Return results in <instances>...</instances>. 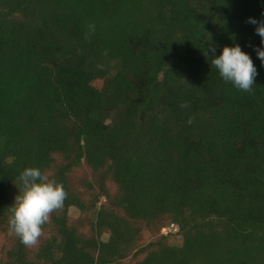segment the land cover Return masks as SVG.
<instances>
[{
    "label": "trees",
    "instance_id": "obj_1",
    "mask_svg": "<svg viewBox=\"0 0 264 264\" xmlns=\"http://www.w3.org/2000/svg\"><path fill=\"white\" fill-rule=\"evenodd\" d=\"M262 13L0 0V264H264V66L247 23ZM233 43L257 68L251 92L202 54ZM26 168L67 194L32 246L9 227Z\"/></svg>",
    "mask_w": 264,
    "mask_h": 264
},
{
    "label": "clouds",
    "instance_id": "obj_2",
    "mask_svg": "<svg viewBox=\"0 0 264 264\" xmlns=\"http://www.w3.org/2000/svg\"><path fill=\"white\" fill-rule=\"evenodd\" d=\"M247 23L255 26L254 33L260 37V45L252 48L264 66V20L249 17ZM202 54L210 58L211 67L225 83L242 92L252 91L258 71L251 56L242 51L239 44L224 46L218 55L215 46L206 44ZM19 179L23 188L9 206V227L23 245L32 246L41 236L42 225L48 221L49 214L63 205L67 194L63 185L47 181L39 168H26Z\"/></svg>",
    "mask_w": 264,
    "mask_h": 264
},
{
    "label": "rangeland",
    "instance_id": "obj_3",
    "mask_svg": "<svg viewBox=\"0 0 264 264\" xmlns=\"http://www.w3.org/2000/svg\"><path fill=\"white\" fill-rule=\"evenodd\" d=\"M73 217H75V215ZM164 231H166V230H164ZM170 242L178 245V244H180L181 240H180V238H172V239H170Z\"/></svg>",
    "mask_w": 264,
    "mask_h": 264
}]
</instances>
